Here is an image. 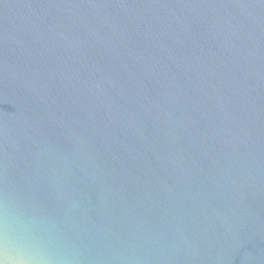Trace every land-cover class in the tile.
<instances>
[{
	"label": "water",
	"instance_id": "1",
	"mask_svg": "<svg viewBox=\"0 0 264 264\" xmlns=\"http://www.w3.org/2000/svg\"><path fill=\"white\" fill-rule=\"evenodd\" d=\"M4 206L69 264H264V0H0Z\"/></svg>",
	"mask_w": 264,
	"mask_h": 264
},
{
	"label": "clouds",
	"instance_id": "2",
	"mask_svg": "<svg viewBox=\"0 0 264 264\" xmlns=\"http://www.w3.org/2000/svg\"><path fill=\"white\" fill-rule=\"evenodd\" d=\"M19 227L23 234L16 237L4 206L0 212V264H69L70 259L50 252L41 238L30 234L27 221H19Z\"/></svg>",
	"mask_w": 264,
	"mask_h": 264
}]
</instances>
